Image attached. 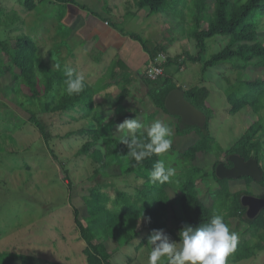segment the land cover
Instances as JSON below:
<instances>
[{"label":"rangeland","instance_id":"374dc122","mask_svg":"<svg viewBox=\"0 0 264 264\" xmlns=\"http://www.w3.org/2000/svg\"><path fill=\"white\" fill-rule=\"evenodd\" d=\"M110 1L114 0H77V3H84L89 9L102 13L101 8L104 7L107 11V4ZM26 2L27 0H0V66L5 69L4 74L0 75V142L2 146L0 151V251L35 256L32 264H87L83 253L85 242L75 224L74 207L79 210L81 220L88 224L89 214L84 195L88 194L89 189L99 187L114 200L119 189L136 196L137 191L144 187L145 179L136 174L120 171L117 164L113 170L112 166L116 162L112 158L108 159L103 172L97 174L99 163L95 162L89 154L79 153L88 140L86 130L97 127V120L93 119V115L101 111H104L102 115L104 126H108L112 135L117 138L124 135L118 132L117 126L126 118L137 116L145 126L143 129L146 130V127L157 119L156 117L148 120L146 118L152 114L154 103L147 93L148 82L144 80L133 87L135 93L129 94L119 102L116 101L118 96L116 93L110 98L104 95L106 92L98 94L96 102L102 107L92 112L90 117H87L83 111H73L70 114L42 113L41 117L52 135L49 145L39 129L31 123L30 113L20 103L22 102L20 94L15 92L19 89V84L13 81L14 76L20 74V71L17 68H13L12 72L6 70L11 64V59L3 51L1 44L7 41L12 43L21 34L29 35L37 42L39 55L46 63L55 68L62 66L72 68L78 71L77 73L83 74L87 81L95 82L105 71V66L94 70L88 55L84 54H81V57L85 60H75L77 54L74 55L75 50H71L67 42L69 34L58 20L60 7L63 8L60 2L34 0L35 6L32 8ZM117 2L120 3L119 8L123 10L125 28L128 29L132 25L136 27L131 21H135L133 12L137 8V0H117ZM213 3L214 0H211V4ZM180 8H185L181 16L174 12L154 14L150 24L153 25L152 20L159 17L162 19L160 22L162 26L171 29L163 31L165 36L168 37L171 34L173 39L166 44L169 49L162 52H165L168 58H175L178 55L182 57L181 63L175 61L170 69L174 71V74L182 73L179 76L178 86L184 90L193 86H207L211 91L209 102L215 113L210 120L214 137L213 149L207 156V161L202 158V161L207 164L206 170L209 177L206 180H200L199 184L205 202L216 212L221 213L219 215L225 216L226 204L223 203V199L229 191L216 182L213 167L219 161L229 164L228 151L254 124L261 125L258 134L261 135L263 149L259 159L264 168V109L260 113H255L248 107L233 113L228 97H241L243 92L249 89L245 81L264 79V68L253 64L247 69H240L230 63H224L204 71L205 60L226 45L228 37L223 35H217L208 40V50L203 61L193 62L187 59V52L192 55L199 53L197 42L191 35L194 10L189 5L183 4ZM261 22L260 32L264 41V18ZM202 26L206 28L207 22L204 21ZM150 29L145 33L143 30L140 31L148 47L153 48L156 45L153 41L154 35L161 34L162 29L158 25ZM167 31L169 34L166 33ZM137 95L142 100L139 106L134 103L132 107L131 104L126 103L128 101L126 98ZM123 100L125 103L121 102ZM147 100L149 101L146 102ZM129 101L132 103L131 100ZM28 102L36 110L40 109V105L35 100H28ZM168 124L170 126L173 123ZM171 128L173 136L176 137L175 127ZM69 131H75V133L66 136ZM173 136L175 149L171 148L161 156V159L165 160L166 165L176 169L175 176L171 177L175 179L180 177L185 165L183 158L177 154L188 145H180L181 142L176 141ZM192 138L193 141L197 140V136ZM252 184L255 185L251 187L253 192L258 195L264 194L263 187L256 185L255 182ZM228 185L230 186V183ZM230 189L233 192L232 188ZM169 192L172 197L182 193L174 188L169 189ZM110 205L113 206V203L110 202ZM169 214L170 226L176 229L179 222L174 218L172 208ZM230 228L238 235L237 244L249 242L255 255L241 261L230 260L228 264H264V239L255 235L253 230L246 223H242L238 217L230 220ZM139 233V236L126 246L118 244L114 239L107 240L114 264H147L151 247L148 237L151 230L142 222ZM167 234L172 239L178 240L177 236ZM96 241L100 242L98 239ZM143 242L145 245L140 247L139 245ZM257 244H260V247L257 248ZM12 264L24 263L22 259H19Z\"/></svg>","mask_w":264,"mask_h":264},{"label":"trees","instance_id":"16d2710c","mask_svg":"<svg viewBox=\"0 0 264 264\" xmlns=\"http://www.w3.org/2000/svg\"><path fill=\"white\" fill-rule=\"evenodd\" d=\"M57 1L61 3L64 10L69 3L89 9L87 5L77 3V0ZM26 4L31 8L35 6L34 0H27ZM181 4L189 5L194 10L191 35L195 38L199 48L197 56L187 52V59L189 58L193 62L203 61L208 50V40L217 35H223L228 37L226 45L205 60L204 71L224 63H230L240 69H247L253 64L264 68V41L260 32L262 29L261 20L264 18V0H214L213 4H211V0H137L138 8L149 7L154 14H171L174 12L180 15L185 11V8H180ZM204 21L208 24L206 28L202 26ZM132 36L142 42L152 58L157 57L165 50L161 44L150 49L142 36L135 34ZM1 47L11 59V64L7 66L6 70L12 72L13 68H17L20 71V74H16L13 79L19 84V89L13 90L20 94V99H22L20 103L30 113L31 123L39 129L49 145L52 135L41 117L42 113L61 112L70 114L73 111H83L87 117H90L91 113L98 109L97 94L108 85V83L107 85L104 84V79L110 80V86H122L125 81L124 72L122 76L118 70L110 71L109 75L100 79L96 84L85 79L84 91L79 95L69 96L66 94V86L64 85V72L68 67L57 69L46 63L40 57L38 44L33 37L21 34L12 43L3 42ZM181 58L179 55L175 58H168L167 66L175 61L181 63ZM255 61L256 63H254ZM3 70H5L4 67L0 66V75L4 74ZM148 83L150 85V97L154 104L166 113H170L165 106V101L168 94L174 88L179 87L178 84L168 76L158 81L149 80ZM244 83L248 85L249 89L244 91L241 97H228L231 111L238 113L250 107L255 113H260L264 109V79L257 78ZM184 91L186 98L206 113L207 122L204 126L189 125L184 123L180 116L170 113L179 119L177 135L188 136L190 139L197 136V140L195 139L186 149L177 154L185 162L180 177L170 178L164 184L159 182L153 184L149 179V173L154 163L160 160L161 156L153 154L141 163H136L127 156L129 149L120 143V138L112 135L108 126H104L102 116L104 111L93 115V119L97 120V127L86 130L88 131V140L83 144L79 153L89 154L95 162L99 163L97 174L103 172V167L106 166L108 159L112 158L116 162L112 166L113 170L117 164L120 171L143 177L145 182L144 187L137 191L136 196L119 189L114 200L99 187L89 189L88 194L84 195L89 214L87 217L88 224L81 220L79 210L74 207L75 224L85 242L83 253L87 264H114L107 240L114 239L120 245H130L140 234L137 225L142 215L151 217L150 222L146 219L143 221L151 231L152 229H164L166 233L177 236L179 239L178 232L185 224L199 226L208 223L213 215L221 214L205 202L198 190V181L206 180L209 177L205 161L213 149L214 137L210 120L215 113L212 104L209 102L211 91L207 86H193ZM107 93L109 94V92ZM128 93H132L131 89L124 86L121 97ZM28 100L38 102L40 109L36 110L29 104ZM260 128L261 125H251L246 133L230 148L228 161L231 165L229 155L232 153H238L246 159L260 158L259 154L263 149V141L261 135L258 134ZM73 133L75 131H69L66 136ZM137 136L147 141V133L143 128L137 131ZM172 149H175L173 144ZM202 158H205V161H202ZM220 162L214 164L213 176L223 189L229 191L223 199V203L226 204V214L225 216L222 215L225 222L230 226L231 218H242L255 235L264 239V209L258 216L250 217L247 213V207L242 201L246 194L264 197V194L258 195L251 188L255 187L253 182L264 188V177L257 181L252 177L243 176L241 179H246L248 182L247 190L231 192L228 185L230 179L220 178L216 174V167ZM171 188L182 193L172 197L169 192ZM110 202L113 203V206L110 205ZM170 208L174 211V218L179 222L176 229L172 228L169 223ZM97 239L100 242H97ZM144 245L143 242L139 246L143 247ZM256 247H260V244H257ZM254 255L255 251L249 242L237 244L236 250L228 256L227 264L230 260L241 261ZM19 259H22L24 264H32L35 256L0 251V264H12Z\"/></svg>","mask_w":264,"mask_h":264},{"label":"crops","instance_id":"0c3cea01","mask_svg":"<svg viewBox=\"0 0 264 264\" xmlns=\"http://www.w3.org/2000/svg\"><path fill=\"white\" fill-rule=\"evenodd\" d=\"M119 6L120 3L117 2V0L110 1L107 4V11L104 9V7H102L101 13L93 11L91 9H84L77 4L69 3L65 6V10L63 9L64 7L62 9L60 7L58 18L63 29L66 30L69 34L67 42L69 43L71 50H75L74 55L77 54L75 60H85L83 57H81V54H84L86 56L88 55V58L90 59L89 61L92 62L94 70L101 69L102 67L104 68L105 66V71L99 75L98 79L95 82H89L96 84V82H98L100 79H104L107 75H109L110 71L112 72L118 70L119 74H122V76L123 72L125 73V81L122 86H110V80L108 79V81L104 79V84L107 85L108 83V85L104 89H101L100 93H98L101 94L103 92H106V94L104 95H106V97L108 98L116 93V95L118 94L116 100L117 102L124 99L126 96H129V94L132 95V93H135L133 87H135V85H138L139 82H144V80L146 82L149 81L146 77L145 72L147 65L152 60V56L150 52L145 49L142 42L133 37L132 34L142 36V38L145 39L140 30H143L145 33L152 26L155 27L156 25H158L159 28L162 29V32L161 34L154 35L155 38L153 41L156 42L155 46L161 44L165 47V50H167L169 48H167L166 44H168V42L173 39L170 36L171 34L168 37L163 34V31L165 29H167L168 31L171 29L170 27L162 26L163 24L160 23L162 20L161 18L158 17L155 20H152L153 25L150 24L151 17L154 15V13L151 12L149 7H137L136 9H134L135 12H133V15L135 16V21L131 22H134L136 27L132 25V27L126 29L124 26L126 25V23H123V21L125 20L124 14L122 13L123 10L120 9ZM151 30L152 29H150V31ZM168 31L166 33H168ZM172 65L173 64L167 66V76L173 78V80L177 84H180L178 80L179 76L182 73L179 72L177 74H174V71L170 70L172 69ZM74 67L76 68L75 65ZM115 82L117 83V81ZM147 84V93L148 95H150V85L149 83ZM124 86L131 89L132 93H128L127 95L121 97L122 88ZM107 92H109V94ZM126 99H128L126 103L131 104L132 107H134L135 104H138L139 106V102L142 101L141 97H139L138 95L134 97H128ZM129 100H131L132 103ZM148 101L149 100H147L146 102ZM121 102L125 103V100ZM152 106L154 107L152 114L149 115V118L145 116L147 120L152 119L153 117L165 119L168 123H173L170 124V127H175L174 133L176 132L175 134L177 135V125L179 123V119L174 115L161 110L155 104H153ZM101 107L102 106L98 104V109H100ZM127 109L129 110V108ZM174 137L175 135L173 136V138ZM174 139L176 141H180V145H189L193 142V139H190V137L188 136L183 137L177 135ZM173 144L175 145L174 140ZM199 183L200 180L198 181V190L201 197H203V193L201 192ZM229 183L230 188H232L233 192L247 190L248 182L245 179H230ZM240 220L242 223H246L242 220V218Z\"/></svg>","mask_w":264,"mask_h":264},{"label":"clouds","instance_id":"9594fccd","mask_svg":"<svg viewBox=\"0 0 264 264\" xmlns=\"http://www.w3.org/2000/svg\"><path fill=\"white\" fill-rule=\"evenodd\" d=\"M64 85L69 96L79 95L85 89V77L66 68ZM151 75V71L149 72ZM145 127L140 119L126 118L117 126L118 132L124 133L120 143L129 151L127 156L136 163L156 154L163 156L172 148L173 130L162 118H157L146 127L147 141L137 136V131ZM176 169L166 165L164 159L157 160L149 173L150 181L164 184L175 176ZM151 217L140 216L138 227ZM174 240L164 229H152L148 243L151 246L147 264H227L228 256L236 250L238 235L232 231L221 215H213L208 223L199 226L185 224Z\"/></svg>","mask_w":264,"mask_h":264},{"label":"water","instance_id":"95a60500","mask_svg":"<svg viewBox=\"0 0 264 264\" xmlns=\"http://www.w3.org/2000/svg\"><path fill=\"white\" fill-rule=\"evenodd\" d=\"M165 106L170 113L180 116L186 124L204 126L207 122L206 113L187 99L184 89L180 87L174 88L168 94ZM229 159L232 162L231 166L220 162L216 167V174L220 178L237 179L249 176L257 181L263 179L264 169L258 158L246 159L238 153H232L229 155ZM242 201L244 206L247 207V213L250 217L258 216L264 209V197L246 194L243 196Z\"/></svg>","mask_w":264,"mask_h":264},{"label":"built area","instance_id":"2783aa9c","mask_svg":"<svg viewBox=\"0 0 264 264\" xmlns=\"http://www.w3.org/2000/svg\"><path fill=\"white\" fill-rule=\"evenodd\" d=\"M167 62L168 56L165 52H161L157 57L152 58L145 72L147 79L150 81H158L167 76ZM150 71L151 75H149Z\"/></svg>","mask_w":264,"mask_h":264},{"label":"flooded vegetation","instance_id":"af4514ba","mask_svg":"<svg viewBox=\"0 0 264 264\" xmlns=\"http://www.w3.org/2000/svg\"><path fill=\"white\" fill-rule=\"evenodd\" d=\"M228 165H229V166H231V164H230V163H229Z\"/></svg>","mask_w":264,"mask_h":264}]
</instances>
